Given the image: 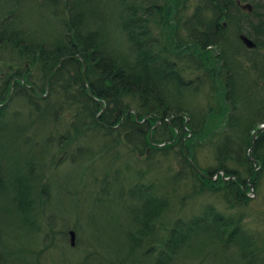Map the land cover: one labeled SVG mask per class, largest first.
<instances>
[{
    "label": "trees",
    "instance_id": "obj_1",
    "mask_svg": "<svg viewBox=\"0 0 264 264\" xmlns=\"http://www.w3.org/2000/svg\"><path fill=\"white\" fill-rule=\"evenodd\" d=\"M238 1L43 0L60 22L50 37L28 19L7 24L0 6V103L13 89L0 109V238L43 232L26 250L35 264L55 234L68 246L52 230L53 176L78 165L79 183L108 158L83 206L112 210L115 238L74 264H264V228L244 215L251 186L264 197V0L250 15ZM193 95L205 103L189 108ZM75 188L57 184L56 198Z\"/></svg>",
    "mask_w": 264,
    "mask_h": 264
},
{
    "label": "rangeland",
    "instance_id": "obj_2",
    "mask_svg": "<svg viewBox=\"0 0 264 264\" xmlns=\"http://www.w3.org/2000/svg\"><path fill=\"white\" fill-rule=\"evenodd\" d=\"M21 1L22 4H20L23 25H27L25 21L28 19L30 23H34L41 28L42 36H52V34L59 28L60 22L57 17H54L50 13L43 10L45 9V6L42 4L43 0H30L28 2H23V0ZM0 6L2 8H10L13 6V3L9 0H0ZM91 24H93L92 19ZM190 100L191 102L185 101L186 106L189 108L195 107L196 103L199 102H202V104L205 103V99L200 96L193 95ZM207 159V156L201 157L202 161ZM106 164L107 160L104 159L100 164L97 165V167L103 169L106 167ZM64 167V169L57 171L56 174H54L55 176H53V199L48 202V210L50 211V214L53 215V225L58 227L56 229L52 228V230H65L68 233V231L73 228L74 224L78 222L80 230L78 231L79 237L76 234V239L77 243L79 242L80 245H78L76 250H74L73 248L67 246L66 235L55 234L56 241L54 243V247L43 253L40 259L42 260V264H73L76 261L83 262L85 257L84 251L82 250L83 244L87 246L97 244V249L100 247L103 250L104 243L107 244L115 238V236L110 231L108 224H112L117 220L116 215L111 214L112 210L106 211L104 213L101 210L99 214L94 209L92 210V213L95 216L93 214H89L83 206L85 201L89 203H92L93 201V196H90L89 193H84L83 197L85 201L81 198H56L57 184L62 185L64 189L68 187H78L76 177L81 172L80 166L73 165ZM93 176L94 174L92 175V178ZM113 177L114 176H112L111 179H113ZM114 183L116 184L117 181L114 180ZM119 183L121 184V181H119ZM81 192L82 189L78 188L77 193ZM62 196H64V192L61 193V197ZM251 199L253 201L246 209L247 214L249 215V221L251 222L252 226H260L264 228V220H261L260 217L255 216L257 211L260 212L262 210V202H259L260 196L257 195L255 198ZM1 200L2 199H0V201ZM87 218L92 220V225L86 221ZM17 232L20 231L17 230ZM99 232H103V235ZM43 234V232L40 233L39 231L28 232L22 230L19 235L15 236V238L14 236H3V239L0 238V264H35L33 261L34 256L29 255L26 250L30 248L33 250L38 249L42 242H44L42 239ZM9 251H11V253L13 252V255L15 256L10 258L8 257L7 261L3 262L2 257L7 255ZM226 260H230V264H232V262L235 261V257L232 256L231 259L221 257V264H223Z\"/></svg>",
    "mask_w": 264,
    "mask_h": 264
},
{
    "label": "bare ground",
    "instance_id": "obj_3",
    "mask_svg": "<svg viewBox=\"0 0 264 264\" xmlns=\"http://www.w3.org/2000/svg\"><path fill=\"white\" fill-rule=\"evenodd\" d=\"M46 3H43V6H45ZM255 8H254V5L252 4H247L244 8V12L245 14L247 15H250L252 12H254ZM8 15H11L12 14V17L10 18V20H8V23L7 24H12V25H15V24H18V25H23V18H22V15L21 13L17 10V9H14V7H12V9L10 8L7 13ZM0 21H1V24L4 22V20L2 18H0ZM7 21H5L6 23ZM103 235V233H101ZM105 242V240H104Z\"/></svg>",
    "mask_w": 264,
    "mask_h": 264
},
{
    "label": "water",
    "instance_id": "obj_4",
    "mask_svg": "<svg viewBox=\"0 0 264 264\" xmlns=\"http://www.w3.org/2000/svg\"><path fill=\"white\" fill-rule=\"evenodd\" d=\"M243 41L246 43L247 46L249 47H254L255 43L249 39L248 37L242 35ZM71 239H72V244H74V239H75V232L73 230L70 231Z\"/></svg>",
    "mask_w": 264,
    "mask_h": 264
}]
</instances>
